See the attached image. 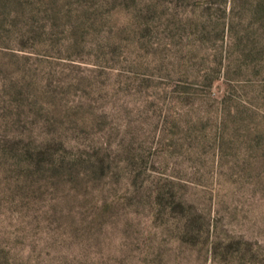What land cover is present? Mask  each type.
Returning a JSON list of instances; mask_svg holds the SVG:
<instances>
[{"label":"rangeland","instance_id":"374dc122","mask_svg":"<svg viewBox=\"0 0 264 264\" xmlns=\"http://www.w3.org/2000/svg\"><path fill=\"white\" fill-rule=\"evenodd\" d=\"M0 264H264V0H0Z\"/></svg>","mask_w":264,"mask_h":264}]
</instances>
